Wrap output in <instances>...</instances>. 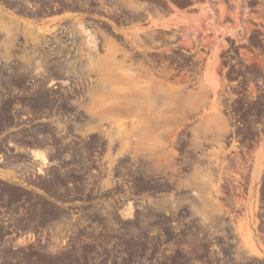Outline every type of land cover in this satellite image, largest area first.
I'll use <instances>...</instances> for the list:
<instances>
[{"label": "rangeland", "instance_id": "374dc122", "mask_svg": "<svg viewBox=\"0 0 264 264\" xmlns=\"http://www.w3.org/2000/svg\"><path fill=\"white\" fill-rule=\"evenodd\" d=\"M103 1L111 18L120 4L122 39L99 31L105 50L94 54L79 31L80 71L94 88L54 112L39 114L17 96L0 104V237L16 227L38 233L43 246L63 241L57 249L73 254L59 259L76 264H264V156L254 154L264 140V0ZM3 13L0 0L8 64ZM164 16L178 19L173 28L152 25ZM212 54L215 92L204 82ZM128 71L134 85L123 80ZM159 84L175 86L174 101ZM132 88V114L103 113ZM148 120L159 124L147 131ZM37 149L44 166L33 159Z\"/></svg>", "mask_w": 264, "mask_h": 264}, {"label": "flooded vegetation", "instance_id": "af4514ba", "mask_svg": "<svg viewBox=\"0 0 264 264\" xmlns=\"http://www.w3.org/2000/svg\"><path fill=\"white\" fill-rule=\"evenodd\" d=\"M1 3L4 10L9 12L7 14H10L6 16L20 19L21 30L11 42L5 40L7 50L2 53L9 56L10 60L5 64L2 59L0 64V104L2 100L17 96L35 105L39 114L48 111L43 106L50 107L49 110L54 112L61 104L75 105L94 88L86 72L80 71L83 67L80 58H84L79 55L82 42L78 21L84 20L85 27L94 31L97 50L87 46L92 53L104 54V38L99 35V31L110 33L121 44L123 19L120 4L111 18L103 0H1ZM56 18L58 20L53 21ZM45 26L49 27L51 33L38 32L39 28ZM74 68L77 77L74 76ZM58 75L65 78L66 82L61 83L62 79H57ZM44 90L55 92V95L49 94L47 99L41 100L39 92ZM7 91L12 92L7 94ZM61 94L65 97L61 99L62 102L57 99ZM25 109L26 106L23 107ZM72 254L70 249H57L52 245L8 247L0 249V264H76L72 258L59 259Z\"/></svg>", "mask_w": 264, "mask_h": 264}, {"label": "bare ground", "instance_id": "6f19581e", "mask_svg": "<svg viewBox=\"0 0 264 264\" xmlns=\"http://www.w3.org/2000/svg\"><path fill=\"white\" fill-rule=\"evenodd\" d=\"M169 23H171V22H169ZM169 23L164 24L163 22L161 23L158 20H153L152 21V25L153 26H155L157 28H161V29L162 28L163 29H167V30L171 29L170 27H172L171 25H173V24L169 25ZM184 24H185V27H187L186 30L188 31L189 28H198L201 25V22L196 20V21H191L189 23L187 22V23H184ZM178 26H180V25H178ZM80 28H81L82 35L85 37L86 43L89 46L96 48L97 44H96V40H95L96 37H95V35L93 33L94 31L92 32L91 30H89L85 26H81ZM213 55L214 54H212V57H213ZM215 59H216V54L214 55L213 63L211 64V66H209L210 67L209 71L207 70L208 68L207 69L205 68V70H207V71H205L206 73H204V76H205L204 82H205V84L208 85V86H211L212 90L214 89V92H215V90H218V89L221 88L220 85H219L218 80L216 79L217 76L215 75V66L218 65L217 63H214V61L217 62V60H215ZM209 63H210V59L208 61V64ZM216 68H217V66H216ZM135 76H136V74L133 71H128L127 74H124V79L123 80L125 81L126 84H131V85L133 84L134 85ZM104 77L109 83H115L117 81V78L111 73H105ZM134 96L135 95H134V92H133V88L129 89V91L123 97L124 100L122 102L109 104L105 108L103 113L105 115H125V114L126 115H130V114H132L133 113V109H134L132 104H133V102H135V97ZM213 109L215 111H218L217 107H214ZM156 124H159V123L153 122L151 120H148V121L144 122L143 126H144V129L148 131L149 129H151L154 126H156ZM131 139H132L133 142L137 141L134 137H132ZM31 154L33 156V159L34 160H40V162L43 164V166L48 163V158H47V155H46L45 152L40 151V150L37 149V150H32ZM38 173H40V174L43 173L40 168H38ZM132 212H133V206L131 205V203H129L128 204V211L124 212L123 215L125 217H131ZM241 227H243V226H241ZM241 231H242V228H241ZM248 238H249V236H248ZM248 238L245 237L244 240L248 241ZM247 244H249V243L247 242ZM252 245L253 244H251V247H252ZM251 251L254 254L256 253V251H255V249L253 247H252Z\"/></svg>", "mask_w": 264, "mask_h": 264}, {"label": "crops", "instance_id": "0c3cea01", "mask_svg": "<svg viewBox=\"0 0 264 264\" xmlns=\"http://www.w3.org/2000/svg\"><path fill=\"white\" fill-rule=\"evenodd\" d=\"M7 15L9 16L10 14H7ZM8 16H6V13H3V19L5 21H7L5 28L8 29V31L11 33V36L8 37L7 39H2V41L6 40L7 42H11L16 36L19 35L20 30H21V25H20V19L19 18L14 17V16L13 17H11V16L8 17ZM154 20H158L159 22H161V23L163 22L164 24L171 22V23H169V25L170 24L174 25V23L178 19L171 18L169 16H164V17H160V18H155ZM173 25H171V26H173ZM159 29H161V28H159ZM163 30H167V29H163ZM134 88H135L134 92H136L138 89V86H136ZM158 90L160 91V95H162V98L165 101H167V103L171 100V98H172V101L175 100V94L174 93L176 92V88L174 85H172V84H169V85L159 84ZM158 95H159V93H158ZM178 101H179V103L182 101H185V96L184 95H178ZM259 126L264 128V123L260 124ZM259 139H260V137H259ZM260 145H262V146H260ZM244 146L245 145H243V147ZM248 151L250 152V148H248ZM254 154H255V156H257L260 159H261L262 155L264 156V140H263V142L258 143ZM251 165L252 166L249 169V180L251 179V174H252V171L254 170V163H251ZM255 172L257 173L258 169Z\"/></svg>", "mask_w": 264, "mask_h": 264}, {"label": "built area", "instance_id": "2783aa9c", "mask_svg": "<svg viewBox=\"0 0 264 264\" xmlns=\"http://www.w3.org/2000/svg\"><path fill=\"white\" fill-rule=\"evenodd\" d=\"M0 62L2 58L0 57ZM2 237H0V249L2 248H22L28 245H37L39 243L38 233H26L25 231L16 227H5L1 230ZM30 234L32 236H30ZM55 246H65V242H58L57 240L48 243Z\"/></svg>", "mask_w": 264, "mask_h": 264}]
</instances>
